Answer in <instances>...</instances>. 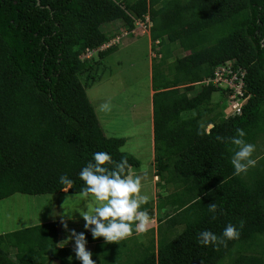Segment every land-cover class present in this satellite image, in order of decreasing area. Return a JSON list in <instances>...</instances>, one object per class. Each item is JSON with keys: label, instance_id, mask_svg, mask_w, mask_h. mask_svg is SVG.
<instances>
[{"label": "trees", "instance_id": "1", "mask_svg": "<svg viewBox=\"0 0 264 264\" xmlns=\"http://www.w3.org/2000/svg\"><path fill=\"white\" fill-rule=\"evenodd\" d=\"M145 17L154 53L149 178H157V225L141 234L144 241L134 232L118 243L84 229L86 244H97L91 258L94 264H264V158L233 175L227 143L237 128L256 150L264 137V0H0V200L64 194L62 175L73 182L66 193L81 194L79 172L99 151L115 161L125 157L137 174L139 162L121 151L126 139L106 136L85 91L119 41L99 48L134 34ZM177 50L184 56H174ZM227 62L246 72L248 98L235 116L224 90L200 84ZM208 124L214 127L206 132ZM150 203L141 208L151 219ZM241 220L239 239L198 243L199 232L219 237ZM59 240L57 222L0 234V264H81Z\"/></svg>", "mask_w": 264, "mask_h": 264}, {"label": "rangeland", "instance_id": "2", "mask_svg": "<svg viewBox=\"0 0 264 264\" xmlns=\"http://www.w3.org/2000/svg\"><path fill=\"white\" fill-rule=\"evenodd\" d=\"M107 26L103 24L101 30L105 32ZM138 36H119L120 43L102 60L96 81L86 87L85 94L106 136L126 139L121 151L132 155L139 162L137 174L147 178L146 182L142 183L143 191L151 200L152 218L146 230L141 233H148L151 229L155 230V218L158 215V190L148 184L151 181L149 172L153 156L148 119L149 72L154 53L149 50L147 37ZM259 146L264 150V137ZM256 157L259 155L257 156L255 151L253 158ZM156 181L157 178L154 177V182ZM63 193L38 196L14 194L0 200V234L57 222L61 232L58 243L64 247L62 243L68 238L71 230L81 233L85 229V222L78 211L85 210L84 205L88 197ZM168 209L165 208L164 212ZM63 224L67 225V230ZM138 237L141 241L145 239V236ZM66 245L74 248V242L71 240Z\"/></svg>", "mask_w": 264, "mask_h": 264}, {"label": "clouds", "instance_id": "3", "mask_svg": "<svg viewBox=\"0 0 264 264\" xmlns=\"http://www.w3.org/2000/svg\"><path fill=\"white\" fill-rule=\"evenodd\" d=\"M144 25L147 27L146 33L148 34L149 20L144 21ZM212 127H214L213 124H208L205 131ZM245 135L243 129L237 128L235 135L227 140V143L232 145L230 162L234 170L233 175L246 174L249 168L257 164V160L253 158L255 145L246 142ZM216 139L222 140L219 136ZM79 179L84 184L81 194L88 197V200L84 205L85 210L78 212L85 222V230L90 231L93 239L103 238L106 243H118L130 237L134 232L146 230L150 217L147 210H142L141 206L145 205L150 198L143 191L142 182H146L147 178L141 174H134L125 157L115 161L107 152H95L92 155V162L87 163L80 170ZM59 183L64 186L63 192L66 193L72 188L73 182L62 175L59 177ZM207 208L210 213H215L217 205L213 203ZM243 223L241 220L238 225H226L219 237L211 231H201L197 236L198 243L204 246L211 244L215 247L225 245L226 241L239 239ZM63 227L67 230L66 224H63ZM70 240L74 242L75 258L81 264H94L92 254L86 250L87 241L84 233L71 230L62 244L65 246ZM69 260L71 262V258Z\"/></svg>", "mask_w": 264, "mask_h": 264}, {"label": "built area", "instance_id": "4", "mask_svg": "<svg viewBox=\"0 0 264 264\" xmlns=\"http://www.w3.org/2000/svg\"><path fill=\"white\" fill-rule=\"evenodd\" d=\"M147 22V17L144 18ZM135 27L142 32H146L147 27L141 21L135 22ZM144 34V33H142ZM126 35L125 33L123 36ZM118 38L112 40L106 46L99 48L103 49L105 47L111 46L114 43H117ZM91 56L90 51H86L85 57L88 58ZM246 76L245 70H240L239 68H233L232 64L227 62L223 65L218 66L213 71L212 78L203 80L200 84L204 86L211 85L214 88H220L224 90L225 95L227 96V108L231 116L238 115L240 109L247 100L248 96H245L244 92V79Z\"/></svg>", "mask_w": 264, "mask_h": 264}, {"label": "crops", "instance_id": "5", "mask_svg": "<svg viewBox=\"0 0 264 264\" xmlns=\"http://www.w3.org/2000/svg\"><path fill=\"white\" fill-rule=\"evenodd\" d=\"M121 24L120 23H116V24H113L112 25V28L114 29V28H116V27H119ZM136 32V33H135ZM134 35H136V34H138L139 36L138 37H141V35H140V33L138 32L137 33V31H135L134 30ZM133 34H131V35H129V36H134ZM129 36H125V37H129ZM147 37V39H148V35H144V37ZM118 43H120V41L118 42ZM118 45V44H117ZM148 46H149V50H150V41H149V39H148ZM173 55L174 56H176V57H178V58H180V57H182V56H184V53L182 52V51H174L173 52ZM149 76H150V72H149ZM152 94H153V91L151 90V83H150V90H149V100H150V104H149V107H148V119H149V129H150V132H151V145H152V151H153V142H152V106H151V96H152ZM98 118V117H97ZM100 123V122H99ZM208 130L209 129H207V131L206 132H208ZM264 150H262L261 149V147H258L257 148V150H256V155L258 156L259 155V157H256L255 159L258 161H260L261 159H263L264 158ZM248 172V171H247ZM156 178V177H155ZM153 185L154 187H156L155 186V182H154V176L152 177V179H151V181H150V183H149V185ZM65 192V191H64ZM151 220V219H150ZM156 221V220H155ZM157 223V222H156ZM141 232L139 233V232H136V235L134 236L135 238H139L138 236H141ZM61 235V234H60ZM97 244H86V250L87 251H89L91 254H92V256H94L95 255V253H97L98 251H96L97 250V246H96ZM64 247H70V246H68V245H65ZM73 248V247H72ZM74 249V248H73Z\"/></svg>", "mask_w": 264, "mask_h": 264}]
</instances>
